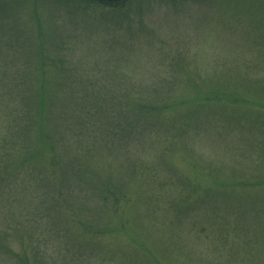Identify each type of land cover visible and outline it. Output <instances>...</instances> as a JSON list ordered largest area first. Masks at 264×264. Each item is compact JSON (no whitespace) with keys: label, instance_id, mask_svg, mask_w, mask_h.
<instances>
[{"label":"rangeland","instance_id":"1","mask_svg":"<svg viewBox=\"0 0 264 264\" xmlns=\"http://www.w3.org/2000/svg\"><path fill=\"white\" fill-rule=\"evenodd\" d=\"M129 1L116 10L0 0V264H264L263 117L244 103L234 126L224 116L189 131L174 114H191L186 101L210 87L242 90L247 68L263 86L264 47L255 53L249 34L244 41L255 36L247 21L264 16L261 0L240 1L246 22L235 34L232 0ZM40 52L50 54L43 67ZM33 78L48 102L35 117L46 131L36 123L23 133L33 137L25 148L18 134L25 102L39 95ZM54 153L85 165L67 196L53 198L51 185H62L47 164ZM163 154L194 183H212L191 218H175L170 203L146 213L170 177ZM154 168L160 175L148 177Z\"/></svg>","mask_w":264,"mask_h":264},{"label":"trees","instance_id":"2","mask_svg":"<svg viewBox=\"0 0 264 264\" xmlns=\"http://www.w3.org/2000/svg\"><path fill=\"white\" fill-rule=\"evenodd\" d=\"M76 1L85 2L86 4L92 5V6H95V5H97V6L98 5L109 6V7H112L113 9H116V10H121L128 2H130L129 0H118V1L76 0ZM232 1L235 2V4H236V9L233 12V15H234L233 19H236V20L234 21L235 22V28L232 27L233 29H230V30L232 31L233 34H235L233 31H237V30H234V29H237L239 26H241L242 20L245 21V19H243V18L239 19V14H238V9L240 6L239 4H240V1H242V0H232ZM66 2H68V1H66ZM74 2H75V0H74ZM261 3L264 6V0H261ZM263 6H262L261 10H264ZM4 7L5 6H3V8ZM0 12H1V10H0ZM263 13H264V11H263ZM12 14L16 15V12L14 11V12H12ZM220 20H221V18H220ZM251 22H253V21L248 20L247 23L245 24V26L249 25V27L253 28V30L255 32V36L254 37L250 36V34H251L250 32H246V36H247V34H249V38L252 37L250 46L254 45L251 48L254 47V49H255L254 52L259 53V50L262 47H264V29L261 30V28H260L264 24V16L261 15V13H259V21H257V23H255V24H252ZM257 29H259V31H257ZM40 30L41 29H39V31ZM249 38L247 36V39L245 38L244 41H249L250 40ZM43 51H44V49L42 50V52ZM40 53L39 54L37 53L36 56L38 57L37 58L38 62L40 61L41 67H43V64L46 63L45 60L48 58L47 55H50V54L47 52L46 54L41 53V55H40ZM45 65H47V64H45ZM246 70H248L249 73H246V75H245V85H244L242 90H240V89L239 90L219 89V88L210 87V90L208 89V91L204 92L203 96L200 94H197L196 97L190 98L186 101L188 106H192L194 108V111L191 114H189V115L187 113L183 114L181 110L174 111V114L176 113L180 117V119L177 120V124L183 125L184 127H189L190 128L189 131L191 130V128H194V131L196 129L197 130H199V129L205 130L206 128H207L206 130H208L210 127H214L215 125H217L218 124L217 121L222 122V118L224 116H226V122H228L232 126L233 123L236 124V122H238L237 121L238 119L236 120V118L238 117V114H236L234 111L237 109L241 110V107H243L244 103H248L254 109L256 107L255 110L264 119V112H262L261 110L258 109V106L264 107V101L262 98L263 96H260L262 94V92L259 91V89H258L260 87L264 88L263 81H262L263 86H259V80L257 78H255V76L250 75V70H255V69L254 68H247ZM37 81L38 80H36V78L30 79L29 80L30 87H32L33 85H35L34 87H36L38 85V82H39V81L38 82ZM255 84L258 85L259 87L255 86ZM41 91H43V88L40 89V88L36 87V92H38L39 95L36 96L34 93L32 95L31 100H29L28 102H25V105L28 106V107H26L28 113L25 114L26 116L24 117L25 118L24 123L22 125V128L19 129V134H18V136L20 137L19 138L20 146L23 143V147H25V148H29L30 145L33 143V137L30 136L29 138H25V135L23 133H28V134L32 135V131H33L36 123H38V126L41 127L38 129L39 135H42V133H44L46 131L45 130V124L41 120L35 119V117H38V115L41 116V114L43 113L41 111H43L45 104H46V108H47V103H48L47 99L45 100V94L44 93H42V95H41ZM14 95L16 97L20 98V101H21L22 98L19 95L18 90L15 91ZM40 99H41V103L38 105V109L40 112L36 111V113H33L34 105L36 103H38L40 101ZM54 102L55 101L51 102V106ZM190 104H193V105H190ZM20 106H21V104H20ZM229 110H231V113H233L232 115H230V112H228ZM16 111H14L15 114H16ZM198 112L202 113L201 121L202 120L203 121H202V124H200V126L199 125L197 126V120H196V115H198ZM222 112H223V114H222ZM240 113H241V111H240ZM137 118L139 119V117H137ZM243 118H244V116H243ZM251 120H253L252 117H251ZM84 123H85V121H83V120H81L79 122V126H78L79 129L83 126ZM35 129H37V128H35ZM184 131H186V130H184ZM46 138L48 140H51V141H53V139H54L55 142H57L56 138L53 135L52 136L49 135V133L46 136ZM29 139H31V140H29ZM40 152L41 151L38 148H35L34 153L36 156L38 155L40 157L41 156ZM159 161L162 165L166 166V168L168 170V172L165 175L166 176L169 175L170 177L167 179H164L161 182H158L159 187L156 188L154 191V199H151V201L149 203V206H148V209L146 212L147 215L149 213V210L153 214H157V212L164 205L166 206L170 203V206H171V209L173 211L175 218L177 216L184 217L185 215H188V214L190 215V218H191L193 215V212L195 210L199 209V207H201L202 201L205 202L202 199V195H203L204 191H206L207 195H208L209 188L212 187L211 186L212 183L210 182V179L209 180H206V179L203 180L202 177H199V179H200V180H198L199 183H194L192 180V177H195V176L190 175L188 173L184 174L183 172H181V170L179 171L177 169L178 164L172 158L170 159L169 155L167 156V155L163 154L160 157ZM47 164L51 167V169L54 172L56 170H60L59 179L61 180L62 185H61L60 189H58V190H57V186L55 184L51 185V188L53 189V192H54L53 198L56 196L57 193H61L62 195L65 194L67 196L68 192L74 188L73 186L75 183L74 181L77 179V172H78V178H80L79 175H80V173H81V171L85 165L84 163L80 164V162L75 157H69L68 161L65 162V160H63L61 157L59 158V155L57 153L53 154L50 161L49 162L47 161ZM169 166H170V170H169ZM160 173L161 172L155 168L150 169V171L148 173V177L155 178L156 176H159ZM45 180H47V178L46 179H44V178L40 179V183L41 184H42V182L45 183ZM201 180L205 181L206 183H202ZM178 185H180L182 188H181L180 192L177 193L178 196L176 195V197L172 198L170 195V189L173 187H176V186L178 187ZM194 194L196 195V198H195ZM150 198H152V197H150ZM116 212H117V210H116ZM122 214H123V212L118 209V215H121L120 217H122ZM116 226H118L121 229H125L126 226L124 225V219H123V221H122V219H119L118 223H115V227ZM194 228H196V227L194 226ZM196 229L201 232V230L198 227ZM86 232H87V233H85L86 236H89V237L93 236V233L89 234L88 229H86ZM115 232H118V230L115 229ZM196 235H198V234H196ZM149 259H150V261L154 262L153 257H150Z\"/></svg>","mask_w":264,"mask_h":264},{"label":"water","instance_id":"3","mask_svg":"<svg viewBox=\"0 0 264 264\" xmlns=\"http://www.w3.org/2000/svg\"><path fill=\"white\" fill-rule=\"evenodd\" d=\"M95 1H118V0H95Z\"/></svg>","mask_w":264,"mask_h":264}]
</instances>
